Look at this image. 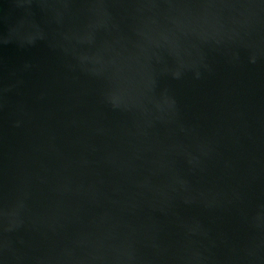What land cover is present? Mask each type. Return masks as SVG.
Listing matches in <instances>:
<instances>
[{
  "label": "water",
  "instance_id": "95a60500",
  "mask_svg": "<svg viewBox=\"0 0 264 264\" xmlns=\"http://www.w3.org/2000/svg\"><path fill=\"white\" fill-rule=\"evenodd\" d=\"M0 264H264V0H0Z\"/></svg>",
  "mask_w": 264,
  "mask_h": 264
}]
</instances>
